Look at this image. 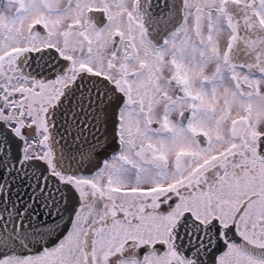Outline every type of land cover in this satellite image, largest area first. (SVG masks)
I'll return each instance as SVG.
<instances>
[{
  "label": "snow or ice",
  "instance_id": "1",
  "mask_svg": "<svg viewBox=\"0 0 264 264\" xmlns=\"http://www.w3.org/2000/svg\"><path fill=\"white\" fill-rule=\"evenodd\" d=\"M0 264H264V0H0Z\"/></svg>",
  "mask_w": 264,
  "mask_h": 264
}]
</instances>
